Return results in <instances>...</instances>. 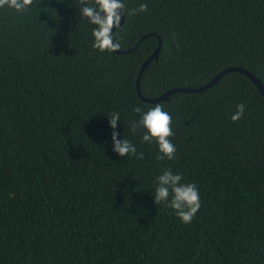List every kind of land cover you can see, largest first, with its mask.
<instances>
[{"label":"trees","instance_id":"obj_1","mask_svg":"<svg viewBox=\"0 0 264 264\" xmlns=\"http://www.w3.org/2000/svg\"><path fill=\"white\" fill-rule=\"evenodd\" d=\"M122 2L119 50L150 34L162 42L140 75L143 97L201 87L230 67L264 87V0ZM141 3L146 12L127 14ZM94 27L79 0L0 9V264H264V98L254 84L234 72L156 103L172 117L177 148L158 161L143 129L130 130L133 109L155 105L136 83L158 38L100 53ZM116 112L117 138L142 159L112 151ZM169 168L199 190L191 223L154 203Z\"/></svg>","mask_w":264,"mask_h":264},{"label":"clouds","instance_id":"obj_2","mask_svg":"<svg viewBox=\"0 0 264 264\" xmlns=\"http://www.w3.org/2000/svg\"><path fill=\"white\" fill-rule=\"evenodd\" d=\"M34 4V0H0V9L7 8L17 13H28ZM80 14L95 27L92 30L93 48L100 53H113L120 49V42L114 39L113 29L119 28L122 14H126V5L122 0H79ZM83 5V7H81ZM148 5L141 3L138 8L127 10L128 15H138L146 12ZM245 105H237V111L232 115L233 122L240 120L244 114ZM134 113L140 114L138 121L130 122V130L135 133L138 128L143 129L142 142L155 143L158 147L156 159L172 160L177 152L176 146L170 137L174 135L171 124V115L164 110L162 104H155L147 111L140 106L133 109ZM120 114L113 113L108 120L109 127L113 129L111 134L112 151L120 157L129 155L143 158V154H137L136 147L127 139H118L115 131ZM183 177L174 174L169 168L157 177L154 203L166 204L173 209L177 218L184 224L191 223L201 207L200 193L194 183H181ZM171 200L169 201V197Z\"/></svg>","mask_w":264,"mask_h":264},{"label":"water","instance_id":"obj_3","mask_svg":"<svg viewBox=\"0 0 264 264\" xmlns=\"http://www.w3.org/2000/svg\"><path fill=\"white\" fill-rule=\"evenodd\" d=\"M81 7H83V5H81ZM123 17L124 14H122L121 17V21H120V25L121 26L122 22H123ZM118 29V28H117ZM115 30V29H113ZM149 36H155L157 37V35L154 34H150V35H145L142 38L139 39V41L130 49L127 50H118L114 53L118 54V55H123V54H128L131 53L133 51H135L138 46ZM158 38V37H157ZM161 39L158 38V44L156 49L154 50V52L152 53V55L143 63L140 72L138 74V79H137V83H136V90H137V95L138 97L145 103H149V104H156V103H160V102H165L169 99L170 96L177 94V93H185V94H197L200 92H203L209 88H212L213 86H215L225 75L229 74V73H240L244 76H246L256 87V89L259 91L260 95L264 98V87L261 84V82L250 72L241 69V68H237V67H230L227 69L222 70L221 72H219L216 76H214L208 83L202 85L201 87L195 88V89H184V88H180V89H172V90H168L167 92H165L164 94L160 95L159 97L153 98V99H148L145 98L141 95L140 93V85H139V78L140 75L142 73V71L153 61V60H157L158 58V54L160 52L161 49Z\"/></svg>","mask_w":264,"mask_h":264}]
</instances>
